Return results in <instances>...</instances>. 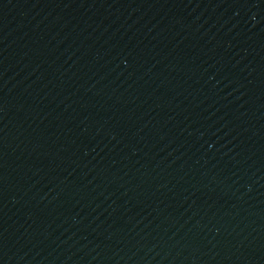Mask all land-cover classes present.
Returning a JSON list of instances; mask_svg holds the SVG:
<instances>
[{"label": "water", "instance_id": "1", "mask_svg": "<svg viewBox=\"0 0 264 264\" xmlns=\"http://www.w3.org/2000/svg\"><path fill=\"white\" fill-rule=\"evenodd\" d=\"M0 264H264V0H0Z\"/></svg>", "mask_w": 264, "mask_h": 264}]
</instances>
